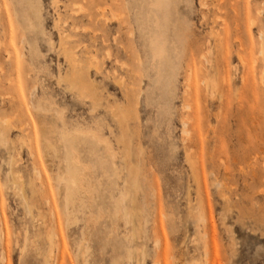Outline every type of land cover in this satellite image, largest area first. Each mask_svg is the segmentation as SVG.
<instances>
[{
	"label": "rangeland",
	"instance_id": "rangeland-1",
	"mask_svg": "<svg viewBox=\"0 0 264 264\" xmlns=\"http://www.w3.org/2000/svg\"><path fill=\"white\" fill-rule=\"evenodd\" d=\"M142 2L0 0V264H264V0Z\"/></svg>",
	"mask_w": 264,
	"mask_h": 264
},
{
	"label": "bare ground",
	"instance_id": "bare-ground-1",
	"mask_svg": "<svg viewBox=\"0 0 264 264\" xmlns=\"http://www.w3.org/2000/svg\"><path fill=\"white\" fill-rule=\"evenodd\" d=\"M35 3V2H34ZM175 3V0H143V2H142V4H141V7L142 6H146V13H147V16H148V18L150 19V18H152V20H154L155 21V28H157L156 29V31H154L152 34H151V36H150V38H149V42H150V44L152 45V52H153V55H152V62H157V63H159V62H161L163 59H165V60H167L168 61V59H167V56H166V51H167V47H168V40L166 39V37H165V32H166V30H167V27H168V20H169V13H170V9H171V7H172V5ZM35 5V4H34ZM36 5H37V3H36ZM35 7V6H34ZM35 9H37V8H35ZM141 9V8H140ZM34 10V9H33ZM37 11V10H36ZM39 12V11H38ZM33 14H34V12H33ZM35 15V14H34ZM38 15V14H37ZM159 15H161L162 17H159ZM147 18V19H148ZM25 19V18H24ZM33 20V19H32ZM160 20V21H159ZM32 22V21H31ZM147 22H148V20H147ZM27 23V22H26ZM149 23V22H148ZM27 25V24H26ZM31 26V25H30ZM143 26V25H142ZM147 26V25H146ZM150 26V25H149ZM32 27V26H31ZM149 31V30H148ZM148 31H147V33H148ZM262 34V33H261ZM147 36V35H146ZM28 39V38H27ZM26 40V39H25ZM27 42H28V40H26ZM32 46V45H31ZM262 49V48H261ZM263 53V52H262ZM108 54V53H107ZM70 57V56H69ZM71 59V58H70ZM73 61V60H72ZM78 64V63H77ZM74 67V66H73ZM190 69V68H189ZM82 72V71H81ZM174 76V75H173ZM172 76V74L171 75H169V77H168V79H167V81L168 82H170L171 81V78L173 77ZM264 79V78H263ZM204 80V79H203ZM83 82V81H82ZM81 83V82H80ZM165 83H167V82H165ZM207 84V83H206ZM85 85V84H84ZM132 86V85H131ZM82 87V86H81ZM85 87V86H84ZM187 87V86H186ZM77 89V88H76ZM87 89V88H86ZM84 90V89H83ZM80 91V90H79ZM86 91V90H85ZM173 91V90H172ZM81 92V91H80ZM83 92V91H82ZM81 92V93H82ZM31 94V93H30ZM82 95V94H81ZM91 97V96H90ZM85 99V98H84ZM41 105V104H40ZM31 106V105H30ZM40 108V107H39ZM42 108V107H41ZM37 110H38V108H37ZM43 111V110H42ZM59 114V113H58ZM113 114V113H112ZM116 117H118V116H116ZM115 117V118H116ZM124 117H122V119H123ZM7 120V119H6ZM124 121V120H123ZM182 124L183 125H185L186 124V122H182ZM1 127V126H0ZM61 129V128H60ZM65 130H66V128H65ZM51 131V130H50ZM62 131V130H61ZM67 131V130H66ZM3 132H5V131H3ZM52 132V131H51ZM58 132H59V130L56 132L57 134H58ZM71 132V131H70ZM47 133H48V130H47ZM63 133H65V132H63ZM62 133V134H63ZM66 133H68V132H66ZM0 135L1 136H4V135H2L1 133H0ZM51 135V134H50ZM49 135V136H50ZM54 136H55V133H54ZM54 136H53V138H54ZM75 136V135H74ZM46 137V135L44 136V138ZM60 137V136H59ZM71 137V136H70ZM99 137V136H98ZM1 138V137H0ZM5 138V137H4ZM25 138V137H24ZM47 138H48V136H47ZM51 138V136L48 138V139H46V142H49L48 140ZM61 138V137H60ZM64 138H66V137H64ZM74 138V137H73ZM90 138H91V136H90ZM1 139H3V137L1 138ZM30 139V138H29ZM56 139H58L57 138V136H56ZM67 140H68V138H66ZM5 140V139H4ZM1 141V140H0ZM6 141V140H5ZM31 141V140H30ZM51 141V140H50ZM56 141V140H55ZM70 141H71V139H70ZM69 141V142H70ZM96 141V140H95ZM95 141H93V142H95ZM3 142V141H2ZM45 142V143H46ZM60 143V142H59ZM52 144H53V142H52ZM49 145H50V142H49ZM66 145V144H65ZM70 145H72V144H70ZM51 146V145H50ZM59 146V145H58ZM52 147V146H51ZM57 147V146H56ZM55 148V147H54ZM53 149V148H52ZM51 149V150H52ZM45 150H46V148H45ZM47 150H48V148H47ZM54 150V149H53ZM59 150V149H58ZM58 150H56V148H55V153H57L56 151H58ZM66 150V149H65ZM66 153V152H65ZM33 154V153H32ZM60 154V152L58 151V155ZM73 154V153H72ZM56 155V154H55ZM66 155V154H65ZM51 156H53V155H51ZM57 156V155H56ZM69 156V155H68ZM54 157V156H53ZM74 157V156H73ZM58 158V157H57ZM60 158H61V155H60ZM74 159V158H73ZM76 159V158H75ZM74 159V160H75ZM60 160V159H59ZM61 162H62V160H61ZM61 162H60V164H58V166L59 165H61ZM69 162V161H68ZM72 163H73V161H72ZM77 164H78V162H77ZM57 166V167H58ZM66 167V166H65ZM75 168V170L73 169L72 170V172L73 171H76V167H74ZM81 168V167H80ZM59 169V168H58ZM38 171V170H37ZM58 172H60V171H58ZM64 172V171H63ZM69 172V171H68ZM62 173H60V175H61ZM78 174V173H77ZM69 175H70V172H69ZM74 175H76V174H74ZM71 176V175H70ZM131 177H133V176H131ZM14 179V178H13ZM73 179V178H72ZM75 179H77L76 177L74 178V181H75ZM76 182V181H75ZM134 183V182H133ZM57 185V184H56ZM61 186V185H60ZM75 186H76V183H75ZM131 187V186H130ZM133 187V186H132ZM129 189V188H128ZM128 189H126V190H128ZM125 190V191H126ZM124 191V192H125ZM126 193H128V191L126 192ZM125 194V193H124ZM123 194V192L121 193V196L122 195H124ZM24 196V195H23ZM128 196V198H129V194L127 195ZM64 201V200H63ZM124 201V200H123ZM27 202V201H26ZM49 202V201H48ZM62 206H63V204H62ZM127 206V205H126ZM123 207V206H122ZM124 207H125V205H124ZM127 209V208H126ZM125 210V209H124ZM62 211V210H61ZM31 212V211H30ZM124 213H125V211H124ZM31 214V213H30ZM62 215H63V213H62ZM129 215H130V213H129ZM125 216H126V214H125ZM124 216V217H125ZM126 217H128V216H126ZM129 218V217H128ZM133 235V234H132ZM50 248L51 247H49V250H50ZM144 251V250H143ZM47 262H49V261H47ZM80 264V263H79Z\"/></svg>",
	"mask_w": 264,
	"mask_h": 264
}]
</instances>
